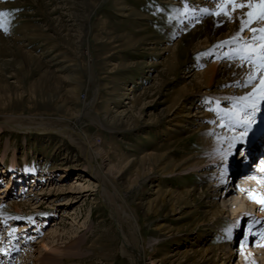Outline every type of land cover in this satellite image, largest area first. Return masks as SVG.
Wrapping results in <instances>:
<instances>
[{
  "label": "rangeland",
  "instance_id": "374dc122",
  "mask_svg": "<svg viewBox=\"0 0 264 264\" xmlns=\"http://www.w3.org/2000/svg\"><path fill=\"white\" fill-rule=\"evenodd\" d=\"M206 2L0 0V12L11 14L8 31L0 30V155L5 153L0 179L4 184L9 177L6 162L8 167L13 156L23 174L24 163L38 174L37 180L25 185L24 198L18 191L20 176L9 190L4 191L3 185L0 219H9L8 224L19 225L20 230L31 225L24 232L32 242L53 226L66 230L57 247L80 239L76 247L80 256L61 258L60 264H131L126 253L134 238L127 222L118 228L111 210L120 218L125 213L135 218L139 237L149 243L144 246L143 264H244L245 239L251 240L253 248L261 243L264 213L254 209L257 203L249 193L258 198L264 194V185L256 189L254 181L247 180L251 177L244 178L248 170L263 173L259 169L263 163L258 162L264 154V99L260 94L257 100L263 108H255L256 118L248 133L251 148L242 142L233 152L229 146L226 157L222 154L221 162L233 173L230 200L236 202L214 204L202 168L178 172L192 162L205 167L214 163L209 161L212 152L199 140L196 124L201 118L195 110L207 109L218 116L233 105V99L230 104L217 101L202 90L192 105L180 102L168 114L175 95L198 90V79L188 76L192 67L206 59L208 47L190 54L179 66L175 59L190 43H196L191 32L203 24L198 12ZM217 3L212 0L211 5ZM246 37V32L241 33L242 40ZM177 41L181 43L175 53L171 49L158 54L160 47L174 46ZM244 46L236 60L256 58L254 47ZM133 95L137 97L134 103ZM183 107L191 115L178 117L185 112ZM233 108L241 110L238 105ZM11 117L30 130L42 127L64 129V133L74 122L90 140L101 139L104 151L97 162L103 163L106 157L105 162L113 166L106 174V186L121 199L110 196L105 204L77 136L69 132L67 139L54 132L3 127ZM217 119L225 121L220 116ZM230 129L236 135L241 132ZM170 168L176 172L170 174ZM40 188L43 193L37 195ZM185 191L194 195L178 202L169 200V192ZM16 203L19 211L14 209ZM250 219L263 223L256 234L249 230ZM197 236L208 241L200 246ZM18 239L17 243L22 238ZM227 249L232 251L230 257Z\"/></svg>",
  "mask_w": 264,
  "mask_h": 264
},
{
  "label": "bare ground",
  "instance_id": "6f19581e",
  "mask_svg": "<svg viewBox=\"0 0 264 264\" xmlns=\"http://www.w3.org/2000/svg\"><path fill=\"white\" fill-rule=\"evenodd\" d=\"M215 2H218L215 5H211L212 0H207L205 4H202L200 6L199 12L202 14V18H204L203 24L197 28H195L191 33H193V39L196 41L195 44H189V49H185L182 51L181 57H178V59H175L176 66H179L181 64H184L186 61V58L191 54H194L198 52L199 50H203L206 46L208 47V55H206V59L201 62V64L195 68L192 67L193 72H189L190 75L188 77H193L194 79H198L196 88L199 90L196 91L194 94L188 93V94H177L174 98L171 100V106L169 107L170 114L172 111H174L175 107L181 102H187L188 104L192 105L193 100L202 90H204L203 94H209L212 93L213 97L217 101L222 100L224 103H228L230 100L233 99V105H231L230 108H226L224 111L220 112L218 116L225 118V121L215 120L217 115H212L207 109H199L195 110L197 117H200L201 120L198 122V131L200 132V141L206 145V148L212 152L211 157L209 161H213L214 163L209 164L213 165L212 167L203 166V164H200L199 162H192L188 164V166L183 167V169H178V172L181 173L182 171L186 170H193L202 168V175L204 179L207 182V191H209L210 197L213 200L214 204L217 205V203L221 202L222 204L230 203L233 200H230V195L232 193V185L229 183V180L233 179L231 174V169L224 166V163H222V154L226 157V151L228 150L229 146L232 147V152L235 148H237L242 142L239 140L234 141L233 137H238L239 134H235L234 132H231L230 126L234 125L236 123V118H234L231 113L233 111H241L239 109H234L233 106L238 105L240 109H244V105L248 104L247 102L250 101H240L239 98L244 96H249L252 100L256 102V108H263L261 105L262 103L257 100V95L259 92H253V89H258L260 87L259 80H254L252 84H249L247 87L244 85L248 82L249 75H264V73L261 72L260 68L258 67L260 61L257 59V53L260 51L259 45L261 43L260 36L261 32L260 29L264 28V20L256 19L251 24H248V16L247 13L250 11L248 8H236L233 10L232 5L228 4L226 7V11L228 12V15H224L221 13V15L216 16L212 15L211 13L216 12L218 10V6L224 3V0H213ZM210 2V3H209ZM249 0H235L236 4H247ZM252 3H255L256 0H251ZM199 14V15H200ZM245 22L244 30L241 31V22ZM252 29H255L256 31L253 32ZM246 32L247 37L246 40L241 39V33ZM263 35V34H262ZM231 41V43H229ZM193 42V40H192ZM181 42L175 43L174 46L170 47H160L161 51L158 54H165V52L169 50H173L174 53L179 48ZM217 43V45H215ZM219 44V45H218ZM245 44L251 45L256 49L255 56L256 58L251 59V63L248 62V60H236L238 57V54L240 52H244L245 50ZM213 45H215L213 47ZM220 46V47H218ZM247 46V45H246ZM211 47V48H210ZM220 49H224V51H220ZM251 49V47H250ZM254 53V52H253ZM177 55V54H176ZM179 55V54H178ZM177 55V56H178ZM254 55V54H253ZM183 57V59H182ZM191 57V56H190ZM251 57V56H250ZM169 59V58H168ZM166 66V64L164 65ZM169 69L175 68L172 66H169ZM191 87V86H189ZM188 87V88H189ZM192 88V87H191ZM184 90H188L186 87L183 88ZM191 90V89H190ZM188 90V91H190ZM68 92H71V90H68ZM178 93V92H177ZM3 98V97H2ZM8 99V98H7ZM132 103L137 101V97L133 95L131 97ZM200 103V102H199ZM264 103V102H263ZM230 104V103H228ZM189 110L193 107L188 106ZM201 108V106H200ZM185 112H181V116L178 117H184L191 115V111H186L187 109L183 107ZM249 110V112H248ZM251 110V111H250ZM229 115L230 117H227ZM242 115H246L245 118H256L255 110H253L251 107H248L244 109V111L241 112ZM261 115V114H260ZM240 117V118H241ZM229 118V119H228ZM242 119V118H241ZM69 122V121H68ZM5 124V128L11 129V130H18V131H47V132H54L56 134H59L63 137H70V133L74 134L75 137L77 136V141L81 147L83 148L84 152L83 154L86 156L85 164L87 165L89 169V173L93 178H96L97 182L100 184V190L102 193V197L105 201V204L108 206L109 204V198L117 197L121 199V197L116 194V190L112 191V193H109L106 184L108 183V178L106 174L110 172V169L113 167L111 164L106 163L105 159L103 158V163H98V159L102 155V151L104 149L102 148L103 142L99 139L98 143L95 142L94 139L90 140L87 136H85L82 131L79 130V127L75 126L74 122H71V125L65 129V133L63 132L64 129H55V130H47L42 127L38 128H27L17 122H15L14 118H10L8 120H5L3 122ZM217 124V125H215ZM224 125V126H221ZM253 126V125H252ZM1 127V126H0ZM191 127V126H190ZM235 130H241L243 131V127H232ZM216 129V130H215ZM233 130V129H232ZM190 131V130H189ZM70 132V133H69ZM43 133V132H42ZM250 133V131L248 132ZM252 133V132H251ZM231 137V139H230ZM71 141H74L73 139H69ZM243 144L248 148H251L252 141L248 139V135L244 138L243 137ZM102 148V149H101ZM248 148V149H249ZM106 155L107 152L105 150L104 152ZM104 157V156H102ZM5 158V153H1L0 155V163ZM149 158V157H147ZM146 159V158H145ZM143 159V160H145ZM258 162H262L259 169L263 170L264 173V154L259 155ZM106 171H103L105 167H107ZM111 166V167H110ZM183 166V165H181ZM24 171H26L24 174L22 173V170L18 168V164L16 162V159L14 156L9 160L8 167H7V179L4 183L6 191L13 187L14 181H17L18 177L20 176L22 180L20 182L18 191L19 196L21 198L25 197L26 189H24L25 183L29 184L31 180H37L38 174L35 168L28 169L26 163L23 165ZM85 167V166H84ZM174 168V166H172ZM72 171H80L75 168H72ZM163 169V168H162ZM168 170V169H167ZM170 174L176 172V170L170 168ZM64 173V172H63ZM241 173V172H240ZM246 173L244 178L251 177L254 183L252 186L256 185L257 188H261L264 185V176L259 172H252L251 170L244 172ZM16 175L15 177L13 175ZM201 175V174H200ZM48 179V178H46ZM45 179V180H46ZM88 181V180H87ZM80 182V181H79ZM17 183V182H16ZM246 183V182H245ZM17 185V184H15ZM35 185V184H34ZM80 185V184H79ZM31 185L30 187H32ZM17 190V189H16ZM34 189L28 190L33 191ZM4 191H0V193H4ZM85 191V190H84ZM159 191V190H157ZM242 191V190H241ZM264 191V188L262 189ZM200 192V191H199ZM42 189L40 188V192H37L38 194H42ZM201 194L203 192H200ZM193 196L194 193L185 191L184 194H171L168 193L169 200H173L175 202L180 201L182 197L187 196ZM203 195V194H202ZM234 195V194H233ZM264 195V194H263ZM263 195H258V198H264ZM4 197V196H3ZM247 197V196H246ZM43 201V200H42ZM237 199H235L233 202H236ZM114 204V203H113ZM112 204V205H113ZM22 205V204H21ZM111 205V206H112ZM15 211H19L18 203L14 204ZM116 206V205H115ZM123 206V205H122ZM1 207V203H0ZM254 209L262 210V206L260 204L253 205ZM259 207V208H258ZM115 209V208H114ZM1 212V209H0ZM264 213V210H262ZM1 214V213H0ZM111 215L113 218L117 219V226L118 228L121 227L122 222H127V226L129 228V232L131 236L134 238V243L129 244L128 247V257L130 258L131 264H143L144 260V241L139 237L138 235V226L135 223V218L130 215L129 213H125L122 218L117 216V213L114 210H111ZM262 216V215H261ZM2 218V217H1ZM9 219H0V224L7 223ZM262 221L260 220H252L250 219L248 221L249 230L251 233L256 234L260 229V224ZM9 227V226H6ZM31 226H21V233L24 234L20 238L19 243L15 242V239H11V234L6 236L4 239L0 237V264H60L61 258H66L68 256L75 255L76 257H79L82 252L77 250V246L80 245V239L77 241H74L71 244H68L64 247H57L60 240H62V236L64 235V232H66L65 228L63 227H50L46 233L39 232L41 235L38 238V241L32 242L30 240V236L28 234L24 233V231H27L30 229ZM32 229V228H31ZM10 231V230H8ZM30 233V232H29ZM70 233V232H68ZM261 243L256 245V247H251V240L245 239V262L244 264H264V230L261 232ZM30 235V234H29ZM260 236V235H259ZM198 237V236H197ZM25 238V239H23ZM6 239V242L4 240ZM207 239H204L203 236H199L197 238V242L200 246L205 245V241ZM205 242V244H203ZM16 243V245H15ZM4 247H3V246ZM82 245V244H81ZM152 246V245H151ZM18 247V248H17ZM253 248V249H252ZM83 249V248H82ZM209 248H206L205 251ZM226 253V250L224 251ZM204 254V252H202ZM227 254H232L231 250L227 249ZM231 259V258H230ZM243 261V260H242Z\"/></svg>",
  "mask_w": 264,
  "mask_h": 264
},
{
  "label": "snow or ice",
  "instance_id": "6c2138e0",
  "mask_svg": "<svg viewBox=\"0 0 264 264\" xmlns=\"http://www.w3.org/2000/svg\"><path fill=\"white\" fill-rule=\"evenodd\" d=\"M231 4L233 10L236 8H248L250 11L247 13L248 16V24H251L256 19L264 20V0H256L255 3H252L251 0L247 4H236L235 0H224V3L218 6V10L216 12L211 13L212 15L219 16L221 13L224 15H228V12L225 10L227 5ZM10 13L7 12H0V30H3L4 32L8 31L7 18L10 16ZM245 22H241V31L244 30ZM253 32H255V29H252ZM262 34H264V28L259 30ZM260 51L257 53V59L260 61L258 67L260 68L261 72L264 73V35L260 36ZM231 43V41H229ZM253 52L256 51L255 48L251 49ZM241 60H248L249 63H251V58L248 56H240ZM259 80L260 87L258 89L254 88L253 92H259L260 98L264 99V75H249L248 82L244 85L247 87L249 84H252L254 80ZM240 101H248L250 99L249 96H244L239 98ZM251 107L253 110L256 108V103L253 101L251 104H245L244 109ZM244 109H241V111H233L231 115L236 118V123L232 125V127H243V131L239 133L238 137H233V140H239L240 142H243V137H246L248 135V132L250 130L251 124L253 123L252 119L249 117L247 119H240L241 112L244 111ZM224 126V125H221ZM249 198L254 200V202L260 204L262 206V210H264V198H257L253 196L251 193H249ZM264 246V245H261Z\"/></svg>",
  "mask_w": 264,
  "mask_h": 264
}]
</instances>
